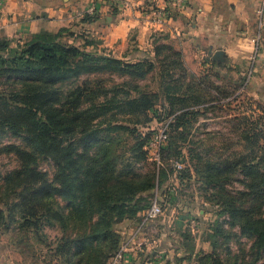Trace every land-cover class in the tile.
I'll list each match as a JSON object with an SVG mask.
<instances>
[{"label": "trees", "instance_id": "1", "mask_svg": "<svg viewBox=\"0 0 264 264\" xmlns=\"http://www.w3.org/2000/svg\"><path fill=\"white\" fill-rule=\"evenodd\" d=\"M85 15L86 21L94 17ZM63 31L0 38V140H20L0 148L18 162L0 174V224L31 235L54 264H109L124 238L118 225L134 219L137 225L155 188L167 195L168 207L184 212L193 208L196 193L213 207L215 219L207 223L202 207L192 237L188 226L177 227L186 243L172 246L181 255L173 259L264 264V115L235 113L230 121L237 122L244 150L211 157L188 136L198 113L215 109L216 98L208 94L219 87L191 73L180 51L156 41L151 55L122 59L96 49L101 42L88 36L66 42ZM150 75L157 84L151 91L139 84ZM170 117L162 166L152 162L155 170L140 171L157 128L151 122ZM44 160L52 163L50 176L40 167ZM174 160L185 166L175 169ZM45 228L56 229L53 241L45 240ZM197 235L210 251L198 253Z\"/></svg>", "mask_w": 264, "mask_h": 264}, {"label": "crops", "instance_id": "2", "mask_svg": "<svg viewBox=\"0 0 264 264\" xmlns=\"http://www.w3.org/2000/svg\"><path fill=\"white\" fill-rule=\"evenodd\" d=\"M129 1L130 7L117 0H0V38L23 40L39 30L56 32L62 29L65 41L77 44L81 35L98 38L106 53L122 59L151 55L156 41L165 42L181 52L191 73L205 77L210 70L212 84L225 89L246 78V94L264 101V17L259 24L258 0H186L184 9L174 12L163 26L149 25L136 6L164 8L168 5L166 0ZM92 2H95L97 12L91 21L83 20L86 15L80 12ZM258 33L255 52L253 47ZM217 50L223 52L220 60L213 58ZM219 102L216 98L211 104L218 107ZM259 113L264 114V109ZM232 116V113L211 114L201 121ZM194 200L198 202L196 193ZM190 213L192 211L170 207L165 216L162 215L163 221L159 220L158 228L153 229L150 224L146 229V247L164 244L160 234L165 227L188 226ZM135 224L134 220H124L118 225L124 238ZM159 249L163 253L167 250L163 246ZM160 255L151 253L144 264L158 263ZM140 256L128 252L124 264H140Z\"/></svg>", "mask_w": 264, "mask_h": 264}, {"label": "rangeland", "instance_id": "3", "mask_svg": "<svg viewBox=\"0 0 264 264\" xmlns=\"http://www.w3.org/2000/svg\"><path fill=\"white\" fill-rule=\"evenodd\" d=\"M166 2L168 3V5L165 6L164 8H160L156 6H142V7L136 6V9L137 11L140 12L142 19L146 21L149 25L163 26L152 22L151 17L159 9L165 10L167 12L168 11L171 12L172 2L171 0H168ZM173 14L174 13L171 12V17L173 16ZM92 39H95L96 41L97 40L100 41L98 38H92ZM96 49L100 50L102 48L101 46H97ZM253 49L255 51V47H253ZM205 75L207 76H205L204 79L207 81L209 85L212 86V81L210 78V70H208ZM200 77L203 78L202 75L198 76V78ZM90 78H97V77L92 76ZM139 84L142 87H146L147 90L150 91L155 90L157 87L153 75H150L146 80L140 81ZM183 86L185 85L183 84ZM213 86L215 87L214 84ZM222 87L223 86H220L218 91L214 90L212 87V92H209L208 94V96L210 97L215 96L214 98H218V101H220L219 102L220 105L218 107H214L215 109H210L209 107L208 108L206 107V109L203 112L200 111L196 118L197 120H195L192 123L190 133L188 136V139H191L192 141L195 140V142L197 141L198 143L197 148L199 150H201L205 154H208L211 157H225L227 155L229 156L230 154L232 155L233 152H241L242 150H244L245 141L244 139H242L241 134L238 131L234 130L233 128L235 123H237L230 121L233 118V116L223 117V118L221 117L216 120L213 119V120H205V121H201L202 118L205 119L209 118L211 117V114L216 116H222V115H226L227 113L235 114L243 111L246 112V114L252 111L255 112L254 114L256 113L259 114V111H263L264 109V101L260 99H252L251 96L246 94V90H247L246 78L244 82H240V83L236 82L234 86H229L228 89H225L223 87L224 90H222L221 89ZM199 92L203 94L202 91ZM215 105L217 106V104ZM160 123L161 122H158L157 120L156 121L153 120L150 126L152 128L153 127L156 128L159 126ZM172 135L176 137L175 132L174 133L172 132ZM19 141L20 140L17 137L6 135L2 137V139L0 140V148L4 144L19 143ZM152 162L153 161L148 158L146 162L138 165L139 170L140 171H146L151 169L155 170ZM17 164L18 162L13 154L0 152V174H3L11 169H14L17 166ZM40 167L42 169L47 170L49 176L51 175L53 170V166L51 162L45 160L41 161ZM233 185L237 188L241 187L237 182H234ZM188 189L186 190V193L190 194L191 191H193L192 187ZM165 196L167 195L164 196L162 195V198L164 199ZM150 197L151 194L148 195V200ZM200 200L201 199L198 198V202H196L193 205V208L191 209L192 213H190V216H193L194 218H197V216H201L203 214L202 207H204L206 210H208L207 213L204 214V218L207 219V223L208 221L213 222V220L215 219L214 211H211L213 207L209 203L208 204L202 203L203 201L201 202ZM169 208L170 207L168 206L164 208V213H163L164 216L166 212L169 211ZM162 215L156 217L155 219H153L152 223H150L153 229L154 227L158 228V226H160L159 220L160 222L163 221ZM221 219L228 220L227 216H222ZM134 221L136 220L134 219ZM155 222L157 225H155ZM224 225L227 227L226 223ZM206 227L207 225H205L204 228ZM177 230H178L177 227L168 226L165 227V229L162 232L160 231L162 233L160 234V236L162 237V239L160 240H162L164 244L158 245L157 243L149 247H145L144 254H146V257L151 255V253L153 254L159 253L161 254L160 255L161 259L158 257L159 258L157 260L158 263L156 264H163V263L168 264L166 263L167 257L171 261L170 264H179L173 258L181 256L180 252L175 251L172 248V246L173 245L184 246L186 241L184 238L183 239L184 241L180 242V237L178 236ZM179 230L184 231V229L182 230V228ZM205 230L206 229H203L204 233L206 232ZM43 232L47 236L45 240H48L50 242L53 241L54 237L57 236L58 234L56 229H52V228H45ZM188 232H190V235L192 237L193 232L191 231ZM199 235H197L195 238V249L198 251V253L210 251L209 243L206 241H201L200 238L202 237V233H201V237H199ZM160 246H163V248L165 247L167 249L165 253L160 251L159 249ZM163 257L165 258V261H163ZM194 259H197V257H194L188 264H197V260ZM49 260L51 261V263L54 264L55 261L51 259L50 253L46 252L45 246L37 242L33 237H31V235H25L23 232H20L16 226L14 227V225L7 228L5 227L4 224H0V264H49L48 263Z\"/></svg>", "mask_w": 264, "mask_h": 264}, {"label": "built area", "instance_id": "4", "mask_svg": "<svg viewBox=\"0 0 264 264\" xmlns=\"http://www.w3.org/2000/svg\"><path fill=\"white\" fill-rule=\"evenodd\" d=\"M124 6H130L131 2L129 0H117ZM172 8L171 12H180L184 9L186 5V0H171ZM97 8L95 2L90 3L83 12H80L81 15L87 14L90 16L95 15ZM171 12L159 9L151 17L152 22L160 25L166 24V22L171 18ZM257 17L259 19V24H261L264 14V0H259V6L256 10ZM259 42V33L256 35L255 39V52L258 47ZM171 120V117L168 120H165L159 124V126L152 133L148 142L146 143V150L148 153V158L152 160L156 167L162 166L160 159V149L166 144L168 140V125ZM172 166L175 169H181L185 166V160H174L171 162ZM169 195L173 196L174 191L169 190ZM168 205V202L162 198L158 189L155 188L152 197L150 198V203L148 208L145 210L141 221L135 225L131 233L123 238L120 247L110 259L109 264H124L125 254L128 252L139 253L144 250L146 247L147 239L145 238V231L148 228L149 224L156 217L164 213V208ZM198 220L193 216L187 218V225L195 232L198 227Z\"/></svg>", "mask_w": 264, "mask_h": 264}, {"label": "water", "instance_id": "5", "mask_svg": "<svg viewBox=\"0 0 264 264\" xmlns=\"http://www.w3.org/2000/svg\"><path fill=\"white\" fill-rule=\"evenodd\" d=\"M222 55H223V52H222L221 50H217V51L214 53L213 58H214V59H217V60H220L221 57H222Z\"/></svg>", "mask_w": 264, "mask_h": 264}]
</instances>
